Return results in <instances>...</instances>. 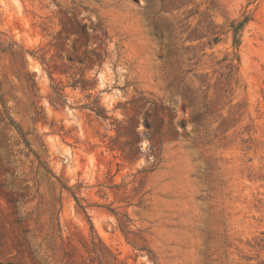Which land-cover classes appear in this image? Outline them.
I'll use <instances>...</instances> for the list:
<instances>
[{
    "label": "rangeland",
    "instance_id": "obj_1",
    "mask_svg": "<svg viewBox=\"0 0 264 264\" xmlns=\"http://www.w3.org/2000/svg\"><path fill=\"white\" fill-rule=\"evenodd\" d=\"M0 264H264V0H0Z\"/></svg>",
    "mask_w": 264,
    "mask_h": 264
},
{
    "label": "trees",
    "instance_id": "obj_2",
    "mask_svg": "<svg viewBox=\"0 0 264 264\" xmlns=\"http://www.w3.org/2000/svg\"><path fill=\"white\" fill-rule=\"evenodd\" d=\"M247 21H248V19L245 17L240 22H235L234 21V22L231 23L230 30L232 32V44H233V46H238L239 45L240 31L244 27V25L247 23ZM8 120H9V125L11 127L15 128L17 134L20 136V139H21L22 143L24 144V146L26 148H28V143L24 139L23 134L21 133V131L15 126V124L13 123V121L11 119H8ZM75 200H77V199L75 198ZM80 208H82V207H80Z\"/></svg>",
    "mask_w": 264,
    "mask_h": 264
}]
</instances>
